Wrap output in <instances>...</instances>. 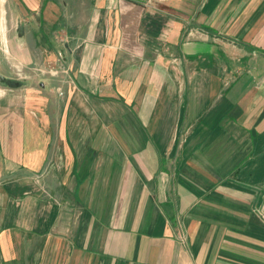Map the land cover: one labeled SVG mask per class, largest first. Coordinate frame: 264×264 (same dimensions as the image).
<instances>
[{
  "label": "crops",
  "instance_id": "crops-1",
  "mask_svg": "<svg viewBox=\"0 0 264 264\" xmlns=\"http://www.w3.org/2000/svg\"><path fill=\"white\" fill-rule=\"evenodd\" d=\"M0 264H264V0H0Z\"/></svg>",
  "mask_w": 264,
  "mask_h": 264
},
{
  "label": "built area",
  "instance_id": "built-area-1",
  "mask_svg": "<svg viewBox=\"0 0 264 264\" xmlns=\"http://www.w3.org/2000/svg\"><path fill=\"white\" fill-rule=\"evenodd\" d=\"M257 214L264 221V203L258 207Z\"/></svg>",
  "mask_w": 264,
  "mask_h": 264
},
{
  "label": "water",
  "instance_id": "water-1",
  "mask_svg": "<svg viewBox=\"0 0 264 264\" xmlns=\"http://www.w3.org/2000/svg\"><path fill=\"white\" fill-rule=\"evenodd\" d=\"M0 80H2V81H3V79H0Z\"/></svg>",
  "mask_w": 264,
  "mask_h": 264
}]
</instances>
